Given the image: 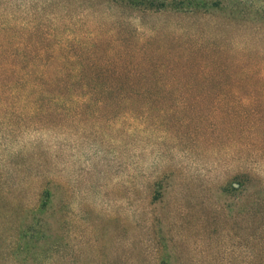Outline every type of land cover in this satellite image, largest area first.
Wrapping results in <instances>:
<instances>
[{
	"label": "rangeland",
	"instance_id": "rangeland-1",
	"mask_svg": "<svg viewBox=\"0 0 264 264\" xmlns=\"http://www.w3.org/2000/svg\"><path fill=\"white\" fill-rule=\"evenodd\" d=\"M106 73L0 107V264H264V0H0V75Z\"/></svg>",
	"mask_w": 264,
	"mask_h": 264
},
{
	"label": "trees",
	"instance_id": "trees-1",
	"mask_svg": "<svg viewBox=\"0 0 264 264\" xmlns=\"http://www.w3.org/2000/svg\"><path fill=\"white\" fill-rule=\"evenodd\" d=\"M134 84H137V81L133 78L131 80L128 76L111 75L109 73L101 76L68 74L0 75V107L29 105L58 109L67 106H98L105 108L152 104L156 98L148 97V94L142 91L123 87ZM47 198L45 208L52 209L49 215L57 213V207L53 205L50 192H47ZM38 227L45 234L53 232L52 224L48 218L40 220ZM17 252L25 254L18 251L14 245V249H11L10 254L15 255L20 264H27L26 257L19 259L20 255ZM7 253L9 254V252ZM23 261H26V263ZM14 264L18 263L14 262Z\"/></svg>",
	"mask_w": 264,
	"mask_h": 264
}]
</instances>
